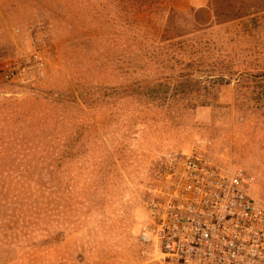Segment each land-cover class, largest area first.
<instances>
[{
  "label": "rangeland",
  "instance_id": "obj_1",
  "mask_svg": "<svg viewBox=\"0 0 264 264\" xmlns=\"http://www.w3.org/2000/svg\"><path fill=\"white\" fill-rule=\"evenodd\" d=\"M210 4L0 0V264H159L146 203L199 150L264 205V0Z\"/></svg>",
  "mask_w": 264,
  "mask_h": 264
},
{
  "label": "built area",
  "instance_id": "obj_2",
  "mask_svg": "<svg viewBox=\"0 0 264 264\" xmlns=\"http://www.w3.org/2000/svg\"><path fill=\"white\" fill-rule=\"evenodd\" d=\"M33 68L13 67L6 78ZM253 181L243 169H221L205 151L186 155L170 186L147 201L142 243L159 264H264V205L249 193Z\"/></svg>",
  "mask_w": 264,
  "mask_h": 264
},
{
  "label": "crops",
  "instance_id": "obj_3",
  "mask_svg": "<svg viewBox=\"0 0 264 264\" xmlns=\"http://www.w3.org/2000/svg\"><path fill=\"white\" fill-rule=\"evenodd\" d=\"M188 4L194 8L192 20L199 27H208L213 22V11L210 0H187Z\"/></svg>",
  "mask_w": 264,
  "mask_h": 264
},
{
  "label": "trees",
  "instance_id": "obj_4",
  "mask_svg": "<svg viewBox=\"0 0 264 264\" xmlns=\"http://www.w3.org/2000/svg\"><path fill=\"white\" fill-rule=\"evenodd\" d=\"M198 61L201 62L202 59H201V60L198 59ZM195 63H196V61H193V60H192V61L187 65V68L190 69V70L193 69ZM188 74H189V73H188ZM188 74H187V75H188Z\"/></svg>",
  "mask_w": 264,
  "mask_h": 264
}]
</instances>
